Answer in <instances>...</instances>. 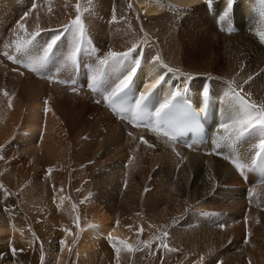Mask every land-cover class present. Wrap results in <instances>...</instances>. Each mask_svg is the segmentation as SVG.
Masks as SVG:
<instances>
[{
	"label": "bare ground",
	"instance_id": "6f19581e",
	"mask_svg": "<svg viewBox=\"0 0 264 264\" xmlns=\"http://www.w3.org/2000/svg\"><path fill=\"white\" fill-rule=\"evenodd\" d=\"M249 1L255 8L246 27L228 34L218 28L231 19H218L226 0L213 11L195 0H34L10 39L23 45L40 30L44 43L64 31L79 5L86 35L103 56L139 45L133 55L152 68L147 83L169 77L166 64L174 75L185 74L189 86L210 78L226 110L230 89L264 105V3ZM0 2L2 26L28 0ZM248 6L238 1L236 23L244 25L240 15ZM157 55L160 62H154ZM0 72L19 83L11 82L16 89L11 85L14 92L4 94L11 109L0 105V249L7 253L0 264H264V184L245 186L229 165L198 152L181 150L178 157L158 138L157 148H149L78 91L47 86L1 64ZM22 108L32 119L21 124ZM14 139L25 146L13 148ZM249 150L247 143L244 158ZM35 228L39 245L31 236ZM162 239L176 251L158 250ZM121 240L137 250L128 252Z\"/></svg>",
	"mask_w": 264,
	"mask_h": 264
},
{
	"label": "snow or ice",
	"instance_id": "6c2138e0",
	"mask_svg": "<svg viewBox=\"0 0 264 264\" xmlns=\"http://www.w3.org/2000/svg\"><path fill=\"white\" fill-rule=\"evenodd\" d=\"M264 3V0H261ZM236 0H226V7L219 14V21H228L230 16L234 12ZM209 11H213L214 0H206ZM77 15L75 19L68 25H64V32H70L72 34L71 46L67 50L66 55L63 58V63L70 65L73 68L78 63V57L85 48L86 44V28L83 23L82 16L79 14V5H77ZM22 28L26 27L21 25ZM232 29L229 27L228 31ZM41 31L29 34V39L23 42V45L17 44L16 51H23L27 56V62L23 59H18L15 56L8 55V59L14 63L22 64L25 69L32 72L39 73L51 60L54 55V50L57 48L58 42L63 38V34L60 31H56L49 40L45 41L37 49L36 55H33L30 46L37 44L36 38L40 36ZM139 45L129 48L125 52L109 51L107 56L100 60L102 68L111 67L113 72H119V76L113 81L112 85L105 90L102 95V99L107 105L116 113L120 114L121 118L129 119V122L135 126H142L146 124L152 125V130L155 132H162L165 137H169L173 140L177 139L180 135H183L185 130L198 131L201 127V118L206 111V108L202 107L201 111L192 109L183 97L188 91L187 79L184 84L180 86H173V90L165 96L155 108L149 107V102L152 98L153 92L165 81V75L160 74L154 79V82H150L145 86V90L140 92L138 96L130 104L127 102V96L132 89L133 82L137 71L140 67L139 53H136V57H133V53L136 52V48ZM160 56H155L154 62H160ZM162 67L167 72H172L173 69L169 68L166 64ZM101 77L103 73H100ZM93 83L97 82V75L94 74ZM67 82V81H62ZM75 91V89H73ZM95 90V89H94ZM242 91V88H241ZM7 94V93H5ZM202 105L207 101L210 93L207 89L201 90ZM228 107L225 113V120L220 122L219 128L222 133H218L216 139L211 143L215 149H220L223 144H235L240 141H248L250 147L254 152V155L250 158V162L246 163L241 161L237 156L231 159L232 164L238 170L242 177L246 178L247 170L259 171L262 175V182H264V105H257L250 102L245 96L240 95L236 89H230ZM97 100L96 103H100ZM11 106V103H9ZM46 111H51L50 108ZM141 142L154 147L149 144L148 140L143 137L140 138ZM192 148L193 145H187ZM217 154H220L217 152ZM177 156L180 153H176ZM225 159L230 157L225 156ZM2 159V157H0ZM77 218V226L78 224ZM118 223V222H117ZM220 227H224L223 224ZM67 231V230H66ZM140 232H143L141 227ZM168 233L164 232L163 237H167ZM109 240L113 241V247L117 250V258L119 257L120 249L117 247V243L113 237L109 236ZM119 244L125 246L128 252H133L137 249L133 248V245L127 244L125 241H119ZM151 241L148 242V246H151ZM42 248V244H41ZM164 249L167 251H176L171 248L167 243L161 240L158 245V250ZM18 250L13 247L12 254L15 255ZM19 251H23L22 249ZM2 255V254H0ZM43 260V257H42ZM222 264V262H220Z\"/></svg>",
	"mask_w": 264,
	"mask_h": 264
},
{
	"label": "rangeland",
	"instance_id": "374dc122",
	"mask_svg": "<svg viewBox=\"0 0 264 264\" xmlns=\"http://www.w3.org/2000/svg\"><path fill=\"white\" fill-rule=\"evenodd\" d=\"M7 72H8V71H7ZM0 73H1V72H0ZM12 73H13V72H12ZM1 74H2V73H1ZM2 75L5 76L4 73H3ZM7 75H8L7 73H6V77H3V76L0 75V78L2 77L1 80H3V78H4V80H3L4 83H3L2 81H1V82H2L3 84H5V85H2L1 82H0V85H1V86H0V89H1V90H0V101H1L0 105H2V103H3V105H4V103H6L4 106L7 107V109H6V107H4V106L2 105L3 107L1 106L2 108H1V107H0V108H1V110L4 109L3 111H5V110H9L8 108L11 109V106H9L10 101H7L8 99H6V97H5V96H7V95H4V94H5V93H9L8 91H10V90H11V93H12V91L14 92V90L16 89V86H17V87L19 86V83H18V82H17V83H14V82H13V79H10V80L8 79V80H7V78L10 77V75H8V76H7ZM29 76H31V75H29ZM5 78H6V79H5ZM10 78H12V76H11ZM31 78H32V76H31ZM6 80H7V81H6ZM5 81H6V82H5ZM8 81H10L9 84L12 82V83H14L16 86H15L14 84H12V83H11L10 85H9V84H6V83H8ZM14 81H15V80H14ZM15 82H16V81H15ZM17 84H18V85H17ZM6 85H9V86H8L9 88H10V86L12 85L14 88H13L12 86H11V88L14 89V90H12L11 88L8 90V87H7ZM3 86H4V89H7V92H6V91H4V92L2 91ZM5 86H6V88H5ZM1 87H2V88H1ZM9 94H10V93H9ZM9 94H8V95H9ZM9 96H10V95H9ZM1 97H3V98L1 99ZM4 97H5V99H4ZM11 98H12V101H11V102H12V104L14 105L13 102H14L15 99H17V96H12ZM3 100H4V101H3ZM16 101H17V100H16ZM7 102H8V103H7ZM7 104H8V105H7ZM8 106H9V107H8ZM22 109H23V108H22ZM1 110H0V111H1ZM26 110H27V109L25 108V109H23L21 112H18V113H17V114L22 115V118H21V121H22V122H21V124L24 123L23 121H26V120H28V119H32L31 117L29 118V115L26 114V113H29V111L27 112ZM24 112H25V115H24ZM22 113H23V114H22ZM29 114H30V116H32L31 113H29ZM36 114H37V115H36ZM4 115H5V114H4ZM26 115H27V117L24 118ZM36 116H37L38 119H41V118H40V115H39L38 113H35V117H36ZM2 117H3V116H2ZM5 117H7V116L5 115ZM35 117H33V119H34ZM41 117H42V116H41ZM27 118H28V119H27ZM24 119H26V120H24ZM35 120L37 121V119H34V120H32V121H34V122H32V121H31V122H32V123H35V122H36ZM43 121H45V120L43 119ZM59 128H61V127H59ZM20 130H22V127H21V126L19 127V131H20ZM61 131H62V130H61ZM63 134H64V131H62V135H63ZM60 140H61V142H62V140H63L62 136H61ZM11 146H12L13 148H19L20 146H25V143H24L23 141H20V140L17 141V140L14 139V140L12 141V143H11ZM15 208H16V207H15ZM37 230H38V229L35 228L34 231H33V233L31 234V236L34 237V238H33V242H34V243L36 242L35 244H36V245H39V241H37V239H38V236L40 235V232H39V230H38V231H37ZM37 232H38V233H37ZM25 237H26V236H25ZM34 239H35V240H34ZM0 250H2V251H0V253H2V255H0V259H1V260H4L2 256H6L7 253H6V251H5L4 249H0ZM16 261H18V262H20V263H24V264H28V263H29V264H32V261H24V262H23V261H21V260H17V259H16ZM209 264H210V263H209ZM211 264H216V263L213 261Z\"/></svg>",
	"mask_w": 264,
	"mask_h": 264
}]
</instances>
